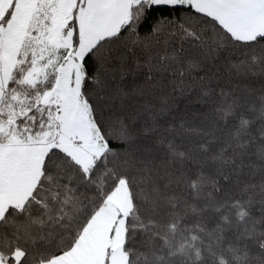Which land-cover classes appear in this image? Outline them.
Returning a JSON list of instances; mask_svg holds the SVG:
<instances>
[{
  "label": "snow or ice",
  "instance_id": "1",
  "mask_svg": "<svg viewBox=\"0 0 264 264\" xmlns=\"http://www.w3.org/2000/svg\"><path fill=\"white\" fill-rule=\"evenodd\" d=\"M0 264H264V0H0Z\"/></svg>",
  "mask_w": 264,
  "mask_h": 264
}]
</instances>
